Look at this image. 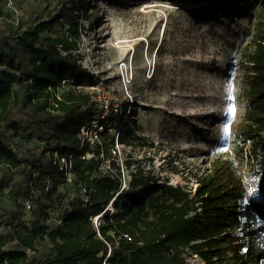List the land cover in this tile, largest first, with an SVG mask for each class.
<instances>
[{
	"label": "trees",
	"instance_id": "16d2710c",
	"mask_svg": "<svg viewBox=\"0 0 264 264\" xmlns=\"http://www.w3.org/2000/svg\"><path fill=\"white\" fill-rule=\"evenodd\" d=\"M170 1L190 6L205 0ZM211 1L207 15L234 5ZM8 2L0 0V264H187L192 254L217 264L225 252L231 262L224 264H264V21L241 61L245 109L234 135L236 152H248L259 179L257 197L238 211L243 186L226 160L214 161L192 194L125 159V169L135 168L121 189L112 148L116 142L142 147L147 139L124 119L121 108L101 117L98 103L76 88L94 83L76 52L84 3L44 0L39 7L12 0L5 10ZM247 5L243 0L239 8ZM83 126L90 134L80 142ZM16 139L42 144L41 152H23ZM55 152L71 160V181ZM104 160L110 169L101 168ZM16 175L25 177L24 199L19 201L16 188L6 209L3 197ZM110 201L112 211L106 209Z\"/></svg>",
	"mask_w": 264,
	"mask_h": 264
},
{
	"label": "rangeland",
	"instance_id": "374dc122",
	"mask_svg": "<svg viewBox=\"0 0 264 264\" xmlns=\"http://www.w3.org/2000/svg\"><path fill=\"white\" fill-rule=\"evenodd\" d=\"M80 1L87 11L80 17L84 31L76 52L81 65L94 75L92 95L99 105H107V111L121 108L124 119L147 139L142 147L118 143L113 161L124 166L125 159L137 160L135 166L144 172L194 194L198 178L212 163L226 160L242 182L236 202L242 211L257 197L259 168L248 152H236L234 135L245 109L241 61L258 22L264 21V2L248 0L241 9L243 0H233L227 11L207 15L215 3L211 0L190 6L170 0ZM27 2L44 6V0ZM11 7L9 0L4 9ZM89 134L87 128L84 135ZM14 143L34 155L42 149L33 142ZM135 166L124 168L125 182ZM12 185L3 197L6 209L16 188L23 201L25 177L14 176ZM113 207L110 201L106 209ZM229 258L225 252L217 264L230 263ZM186 261L205 264L195 254Z\"/></svg>",
	"mask_w": 264,
	"mask_h": 264
},
{
	"label": "built area",
	"instance_id": "2783aa9c",
	"mask_svg": "<svg viewBox=\"0 0 264 264\" xmlns=\"http://www.w3.org/2000/svg\"><path fill=\"white\" fill-rule=\"evenodd\" d=\"M95 86H96V83H93V84H89V85H76V88L77 89H81L82 88L86 93H88L91 96V98L93 100H95V98L92 95V91H91V90H93L95 88ZM99 108H100V110L102 109V115H101V117H102L107 112V105H102V106L99 105ZM85 130H86V127L85 126H83L80 129V133H79L80 142H82L83 141V138L85 137V135H84ZM118 152H119L118 143L116 142L115 145H114V147L111 150V154H112V157L111 158H114V156ZM45 153H46V155H48L49 151H46ZM90 156L91 155L89 154V157ZM53 158H54V160H56L57 162H59V168H60V170H63L64 171V173H65V175L67 177V180L68 181H71V179H72V165H71V160L69 158L67 159V158H65L63 156H61V157L58 156L56 152L53 153ZM120 167H121L120 168V171H121V176H122L121 189H123V188L126 187L127 182H125V178H124V167L122 166V164L120 165ZM101 168H103V169H107V168L110 169L109 160H104L103 163H102V165H101ZM128 179H129V176H128ZM81 192H82V194H85L86 193V190L83 188V189H81ZM24 204H25V207H26L27 210H29L31 208V201L30 200H26L24 202ZM98 217H99V215L93 217V222L94 223H97ZM56 222L59 223L60 220H56Z\"/></svg>",
	"mask_w": 264,
	"mask_h": 264
},
{
	"label": "snow or ice",
	"instance_id": "6c2138e0",
	"mask_svg": "<svg viewBox=\"0 0 264 264\" xmlns=\"http://www.w3.org/2000/svg\"><path fill=\"white\" fill-rule=\"evenodd\" d=\"M231 111H234V109H231ZM251 191H252V190H250V194H251Z\"/></svg>",
	"mask_w": 264,
	"mask_h": 264
}]
</instances>
